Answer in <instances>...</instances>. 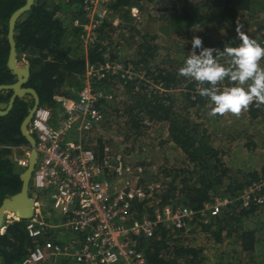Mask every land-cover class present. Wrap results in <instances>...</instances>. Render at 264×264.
<instances>
[{
    "label": "trees",
    "instance_id": "16d2710c",
    "mask_svg": "<svg viewBox=\"0 0 264 264\" xmlns=\"http://www.w3.org/2000/svg\"><path fill=\"white\" fill-rule=\"evenodd\" d=\"M155 1L115 0L108 6L109 11L127 25L123 29L139 37L135 54L144 78L127 84H116L111 77H107L97 82L95 87L115 91L124 87L123 93L130 95L123 112L130 130L138 136L149 127L148 124L161 123L165 126L168 141L183 154L184 163L180 168L163 169L154 176L160 183L156 194L159 205L183 206L192 210L195 213L192 221L197 222L209 240L217 245L229 240L237 248L239 257L249 256L252 261L257 244L256 233L245 229L243 219L253 215V206L250 205V210L237 209V201L226 204L217 216L205 218L200 211L214 198L229 201L237 199L251 182L258 181L259 176L264 177V163L258 172L247 175L239 172L234 175L224 162L226 152L232 146L231 136H212L206 128L188 117L189 110L203 104L196 90L197 83L178 75L179 68L189 55L176 68L168 66V61H163L159 54L156 37L149 33L142 34L131 26L134 18L131 11H138L140 3L152 4ZM24 2L0 0V85L16 81L7 66V22ZM201 3L205 4L198 7L196 14L193 7L189 6L182 13L168 18L175 34L192 28L221 31L237 24L243 15H249L251 19L262 16V21L256 22L254 37L264 47V0H206ZM204 5L207 9L201 14L200 9ZM67 10L69 7L59 0H34L31 8L16 22L14 32L17 62H28L30 65V75L25 86L36 91L39 105L50 109L53 125H56L68 101L74 100L77 91L83 86L86 64L117 61L114 53L109 55L106 47L108 44L104 42L112 38L108 31L114 27L111 19L103 21L97 30L98 41L84 53L79 40L80 28L73 25V20L77 18L75 15L68 16ZM79 21L84 22L82 18ZM261 65L264 67V60ZM222 86L230 87L231 84L225 81ZM177 90H180L179 95L172 94ZM11 93L10 90L1 91L0 103H6ZM31 106V98H17L10 112L0 116V204L4 198L18 193L21 188L20 175L24 169L17 166L12 148L28 146L21 136L20 124ZM105 108L111 111V115L119 112V109L108 103ZM248 115L251 119H264V106L257 108L253 104ZM29 195L32 199L36 198L31 185ZM148 201L137 205L138 217L144 209L147 212L143 215L151 217L154 206L147 208L145 205ZM25 226L24 220L13 221L5 226L0 234V264H25L35 246L47 241L55 242L52 232L33 240ZM182 235V230L158 224L152 237L137 238V246L149 264H203L205 257L202 248L186 243ZM54 264L74 262L70 258L61 257Z\"/></svg>",
    "mask_w": 264,
    "mask_h": 264
},
{
    "label": "built area",
    "instance_id": "2783aa9c",
    "mask_svg": "<svg viewBox=\"0 0 264 264\" xmlns=\"http://www.w3.org/2000/svg\"><path fill=\"white\" fill-rule=\"evenodd\" d=\"M67 1H77L83 12L84 22L77 18L73 25L80 28L79 40L88 49L98 41L97 30L115 0ZM131 15L139 19L135 9ZM140 68L110 60L97 65L87 63L83 86L76 98L68 101L56 125L50 109L38 105L34 111L27 130L35 140L37 154L30 181L36 198L33 197V216L26 221L25 229L35 241L57 230L68 231L76 238L67 243L54 240L35 246L25 264H54L61 257L70 258L74 264H149L138 249L137 238L152 237L158 224L189 231L188 224L195 215L192 210L159 205L156 194L160 184L145 181L140 166L107 146L96 150L83 140L103 123L105 104L115 96L112 89L96 88L95 84L107 77L116 84L143 80ZM26 149L25 157L14 158L23 169L28 165L30 148ZM263 185L264 179L259 187ZM247 190L240 197L243 206L264 201V195L256 196ZM45 196L58 220L47 221L41 214ZM147 200L151 201L146 203L147 208L154 206L151 217H138L137 205ZM227 202L214 198L200 214L215 217ZM18 220L6 212L2 232L7 224Z\"/></svg>",
    "mask_w": 264,
    "mask_h": 264
},
{
    "label": "rangeland",
    "instance_id": "374dc122",
    "mask_svg": "<svg viewBox=\"0 0 264 264\" xmlns=\"http://www.w3.org/2000/svg\"><path fill=\"white\" fill-rule=\"evenodd\" d=\"M59 1L69 7V10H67L68 16L72 17L75 15V18L79 19L83 17V12L77 1ZM204 1L206 0H157L152 4L140 3L139 10L137 11L139 19L133 18L131 26L142 34L149 33L155 36V43L160 51V56L163 61H168V66L171 65L173 68H176L182 59L193 51L191 41L194 36L202 39L203 47L216 48L222 51L225 45L238 44L234 43L239 42L236 39L237 33L235 29L237 24H241L245 33L251 38L256 39L254 37L257 28L256 22L260 23L262 16H259L258 19H251L249 15H243L237 24L221 31H205L202 28H192L188 31L175 34L171 28V23L168 22V18H172L174 14L182 13L189 6L193 7L194 14H196V10L199 9L198 7L206 3H201ZM206 9L207 6L204 5L200 9L201 14H204ZM107 18L111 19V24L114 26L113 29L108 30L110 37L112 36L111 40L104 41L105 44H108L106 47L109 55L110 53H114L117 57V62L128 63L136 69L140 68V65L136 62L135 54V46L139 37L123 29L127 26L125 22H122L110 11ZM82 50L87 51L83 46ZM200 50L196 49L195 51L199 54ZM220 62L222 64L225 63L223 59ZM185 85L184 83V88ZM221 88H223L222 85ZM157 89L161 90L158 87ZM180 90L172 94L177 96ZM123 91L124 87L117 91L113 90L115 92L114 99L108 103L119 109L118 114L113 113L111 115V111L105 108L103 123L83 140L94 146L96 150L97 148L101 150L107 146L113 152L123 154L135 165L142 168V178L145 181L158 182L159 179L156 180L154 176L160 173L161 170L180 168L183 165V154L168 141L167 134L164 132L165 126L161 123L148 124L149 127L138 136L130 130L127 124L128 121L123 113L125 105L129 103L130 95L128 96ZM202 103V105H197L195 108L189 110L187 115L193 121L198 122L206 128L212 136L224 134H227L229 137L231 136L232 146L228 149L227 155L224 158L227 167L232 170L234 175L239 172L242 175L258 172L264 163V119H251L248 112L244 113L240 118L232 115L209 117V101L207 98L202 97ZM100 146H102L101 149ZM12 152L13 157H25L27 149L26 146H21L15 148ZM159 177L157 176V178ZM259 178L258 181H253L247 186V189L256 196L264 195V185L259 187V183L264 177L259 176ZM240 197L241 195L232 201L226 199L228 201L226 204L239 202L237 209L250 210L251 206L255 208L252 213L253 215L243 219V224L245 229L254 230V233H256V245L259 247L255 251L257 256L254 255L252 261L249 256L239 257L237 248L231 245V241L226 240L224 243L217 245L209 240L205 232L201 231L197 222L191 221L188 224L189 231L183 232L182 236L186 243L202 248L205 257L203 264H255V262H258L257 264H264V201L245 207L241 204ZM42 200V205L44 206L41 214L44 219L47 221L58 220L52 210H50L47 197L45 196ZM146 212L147 209H144L142 214H146ZM52 233L54 240L60 243H67L76 238L74 234L68 231L57 230Z\"/></svg>",
    "mask_w": 264,
    "mask_h": 264
},
{
    "label": "clouds",
    "instance_id": "9594fccd",
    "mask_svg": "<svg viewBox=\"0 0 264 264\" xmlns=\"http://www.w3.org/2000/svg\"><path fill=\"white\" fill-rule=\"evenodd\" d=\"M235 31L240 43L225 45L222 51L203 47L202 39L194 36L193 51L178 70L179 76L195 81L199 95L209 101V117L240 118L253 104L264 106V47L245 33L243 25L237 24ZM196 49H201L199 54ZM225 81L232 86L221 88Z\"/></svg>",
    "mask_w": 264,
    "mask_h": 264
},
{
    "label": "water",
    "instance_id": "95a60500",
    "mask_svg": "<svg viewBox=\"0 0 264 264\" xmlns=\"http://www.w3.org/2000/svg\"><path fill=\"white\" fill-rule=\"evenodd\" d=\"M34 0H25L24 4L17 8L9 17L7 22V34L6 39L8 43V58L7 66L13 75L16 77V81L12 84L0 85V92L11 90L12 95L8 103L0 104V116L6 115L12 108L16 98H22L26 95L32 97V106L28 111V114L20 124L21 136L27 142L30 151L27 156L28 165L20 175L21 188L18 193L4 198L0 204V234H2V227L4 221V215L6 212L13 213L19 220L27 221L33 216V199L29 195V186L31 176L36 164L37 154L35 151V140L28 133L27 127L31 120V117L39 105V96L36 91L29 87H24L27 83L30 75V65L28 62L24 64H18L16 58V44L14 40L15 24L16 22L31 8ZM1 27V26H0Z\"/></svg>",
    "mask_w": 264,
    "mask_h": 264
},
{
    "label": "flooded vegetation",
    "instance_id": "af4514ba",
    "mask_svg": "<svg viewBox=\"0 0 264 264\" xmlns=\"http://www.w3.org/2000/svg\"><path fill=\"white\" fill-rule=\"evenodd\" d=\"M23 64H24V63H23ZM15 80H16V77H15ZM26 84H27V83H26ZM26 84H25V85H26ZM25 85H24V87H26ZM10 91H11V90H10ZM11 92H12V91H11ZM11 95H12V93H11ZM11 95H10V97H11ZM10 97H9V99H10ZM22 98H28V99L31 98V99H32V97L29 96V95H26V96H24V97H22ZM9 99H8V101H9ZM16 99H17V98H16ZM16 99H15V100H16ZM8 101H7L6 103H8ZM14 102H15V101H14ZM0 104H2V103H0ZM13 104H14V103H13ZM12 107H13V106H12ZM11 109H12V108H11ZM9 112H10V111H9ZM9 112H8V113H9ZM8 113H7V114H8ZM27 114H28V113H27ZM28 147H29V146H28Z\"/></svg>",
    "mask_w": 264,
    "mask_h": 264
},
{
    "label": "crops",
    "instance_id": "0c3cea01",
    "mask_svg": "<svg viewBox=\"0 0 264 264\" xmlns=\"http://www.w3.org/2000/svg\"><path fill=\"white\" fill-rule=\"evenodd\" d=\"M258 248H259V247H257V245H256V250H257ZM256 250H255V251H256ZM255 251H254V253H255L254 255H256V252H255ZM256 256H257V255H256ZM257 263H258V262H255V264H257Z\"/></svg>",
    "mask_w": 264,
    "mask_h": 264
}]
</instances>
